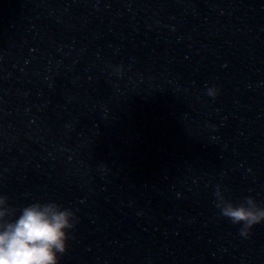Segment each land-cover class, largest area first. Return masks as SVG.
Returning <instances> with one entry per match:
<instances>
[{
    "label": "water",
    "instance_id": "water-1",
    "mask_svg": "<svg viewBox=\"0 0 264 264\" xmlns=\"http://www.w3.org/2000/svg\"><path fill=\"white\" fill-rule=\"evenodd\" d=\"M218 186L264 206V0H0V195L75 213L59 264H264Z\"/></svg>",
    "mask_w": 264,
    "mask_h": 264
},
{
    "label": "clouds",
    "instance_id": "clouds-1",
    "mask_svg": "<svg viewBox=\"0 0 264 264\" xmlns=\"http://www.w3.org/2000/svg\"><path fill=\"white\" fill-rule=\"evenodd\" d=\"M210 96L217 90L210 88ZM104 170L107 166L103 165ZM216 197L221 214L233 224L242 225L240 234L247 237L250 229L264 222V206L251 197H244L236 205L226 200L219 186ZM15 209L8 206V198L0 195V264H59L67 251L68 230L75 227V213L61 205L35 202L23 207L15 219Z\"/></svg>",
    "mask_w": 264,
    "mask_h": 264
}]
</instances>
